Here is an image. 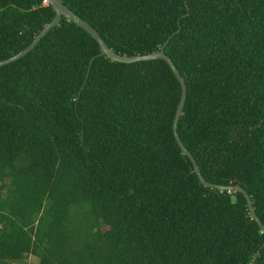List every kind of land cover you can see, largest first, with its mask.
<instances>
[{
  "label": "trees",
  "instance_id": "16d2710c",
  "mask_svg": "<svg viewBox=\"0 0 264 264\" xmlns=\"http://www.w3.org/2000/svg\"><path fill=\"white\" fill-rule=\"evenodd\" d=\"M61 1L120 56L179 30L164 53L187 88L180 141L264 225V0ZM54 17L44 0H0V62ZM100 53L62 18L0 68V264H253L258 251L264 264L244 196L204 187L177 145L168 64Z\"/></svg>",
  "mask_w": 264,
  "mask_h": 264
},
{
  "label": "water",
  "instance_id": "95a60500",
  "mask_svg": "<svg viewBox=\"0 0 264 264\" xmlns=\"http://www.w3.org/2000/svg\"><path fill=\"white\" fill-rule=\"evenodd\" d=\"M44 3L46 5L47 4L50 5L55 11V17L52 20V22L50 24H48L36 36V38L33 40V42L26 49H24L23 51H21L17 55H15V56L7 59V60L1 61L0 62V68L3 66L9 65L15 61H18L19 59L25 57L27 54H29L31 51H33L36 48V46L40 43V41L51 30H53L55 27L59 26L62 18H65L67 21L74 23L77 27L83 29L89 36H91V38L94 39L97 42V44L99 45V48L101 51L100 56L101 57H107L112 62L123 63V64H132V63H137V62H146V61H154V60L165 61L168 64L171 71L173 72V74L175 75V77L177 78V80L179 81L180 86H181V97H180V101H179V104H178V107H177V110H176V113L174 116L173 126H172L173 135L176 139L178 147L180 148L182 153L189 158L190 162L193 165V170H194L195 175L198 177L200 183L204 187L216 189L219 191L238 192V193L242 194L246 200L247 207H248V210L250 212L251 218L259 225L260 229L264 232V225L260 222V220L256 216L255 211H254L253 206H252V202L250 200V197L246 193V191L243 190L239 186H219V185L211 184V183H208L207 181H205L203 179L201 173H200L199 167L196 164L193 156L190 154V152L184 147V145L180 141V138H179V135L177 132V126H178V123H179V120H180V117L182 115L183 108H184V105L186 102L187 88H186L184 79L181 77V75L179 74V72L175 68L172 61L164 53V48L169 43L170 39L179 32V30L167 39L165 44L162 46V48L158 52L148 54V55H143V56H133V57H128V56H124V55L120 56V55L114 53L111 49H109V47L106 45V43L100 37L98 32L96 30H94L87 22H85L84 20H82L81 18L76 16L72 11H70L66 6H64L61 0H44ZM92 61H91V63H92ZM89 72H90V68L88 69L85 80H87V78L89 76ZM259 252L260 251H258L256 256L254 257L253 264L255 263V260L258 256Z\"/></svg>",
  "mask_w": 264,
  "mask_h": 264
},
{
  "label": "rangeland",
  "instance_id": "374dc122",
  "mask_svg": "<svg viewBox=\"0 0 264 264\" xmlns=\"http://www.w3.org/2000/svg\"><path fill=\"white\" fill-rule=\"evenodd\" d=\"M38 263H39V259L34 256H29L24 262V264H38Z\"/></svg>",
  "mask_w": 264,
  "mask_h": 264
}]
</instances>
